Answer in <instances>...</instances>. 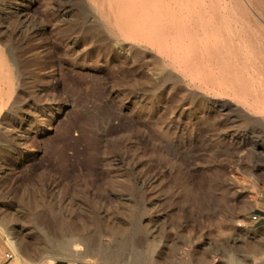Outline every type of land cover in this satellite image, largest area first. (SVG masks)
I'll return each mask as SVG.
<instances>
[{
    "label": "rangeland",
    "instance_id": "1",
    "mask_svg": "<svg viewBox=\"0 0 264 264\" xmlns=\"http://www.w3.org/2000/svg\"><path fill=\"white\" fill-rule=\"evenodd\" d=\"M124 1L0 0V264L11 249L26 264H118L83 247L45 250L56 221L97 216L153 228V264H209L264 193V111L205 88L200 26L186 69L184 38L175 50L152 33L151 7ZM172 1L180 12L190 0ZM218 1L235 37L257 45L264 75V0ZM127 208L133 217L107 216ZM119 264L139 263L128 251Z\"/></svg>",
    "mask_w": 264,
    "mask_h": 264
},
{
    "label": "bare ground",
    "instance_id": "2",
    "mask_svg": "<svg viewBox=\"0 0 264 264\" xmlns=\"http://www.w3.org/2000/svg\"><path fill=\"white\" fill-rule=\"evenodd\" d=\"M126 1H129V0H125L124 2H126ZM136 1H135V3H137ZM150 1L149 0H139L140 6H141V7L139 6V9L142 8L141 12H145L146 11L145 9L147 7L149 10L152 9V12L150 11L151 14L150 15L148 14L149 18L151 17V25H152L151 28L153 31L152 33L153 34L155 33V35H158L161 38V40L162 39L167 40L168 38H171L170 39V41H171L173 39L174 42H173L172 47H174L175 50H177V51H179V39H180V37L184 38V39H182V41L185 40V42H187V44L185 45V47H186L185 51H187V56H186L185 60H183V63H182L183 65L187 66L186 69L189 68L188 67L189 64L191 66H193V68L195 65L197 66V64H196V62H197L196 61V57H197L196 52H198L197 51V49H198L197 48V39H198V33H199V26L202 29L203 46H202V51H201V54H202L201 57L203 60L202 66H203L204 70L201 71V74L199 75L200 76L199 80L206 85V86L205 85L204 86L207 90L218 89V90H221L222 93L226 94V95L228 94V92H230L233 95V97H235L237 99V100L235 99V101L239 102L244 107V109H245V107H247L248 109H250L251 111H253L256 114L258 112H260V109H262L261 111H264V75H263L261 69H259V63L257 62V60H258L257 56L258 55H256V53H255V50H257V49H254V45L256 47H257V45L256 44L253 45L251 43L252 41L250 40L252 38L248 39L245 36V34H244L245 38H240V37L236 38L235 37L234 34H235L236 29H233L231 27L230 22H228V21L224 22V19H223L224 17L220 14L221 9H226L225 5L222 6L220 1L217 2V0H211L210 4H208V5L205 3L206 2L205 0H190L191 1V3L189 1L190 4L188 3V1L185 4H183L181 9H183V7H184V9L186 10V13L181 14V9H179V8L178 9L180 10V12L178 10H176V8H174L172 10L169 9V0H167V1L166 0H150ZM173 1H172V3L175 2V1L174 2ZM176 1H178V0H176ZM131 2H132V0H131ZM122 3H123V1L119 4H122ZM198 3L201 4L200 7H199ZM230 3H232V2H230ZM113 4L115 5V3H113ZM127 4L128 3H126V5H125L126 8H127ZM133 4H131V5L134 6L135 4L134 5ZM175 4H176V2H175ZM181 4H182V2L180 3V5ZM114 5H112V6H114ZM121 6L123 7L124 5H121ZM137 6H138V4H137ZM137 6H135V7H137ZM176 6H179V5H176ZM117 7H119V6H117ZM135 7H134V10L136 9ZM150 7H151V9H150ZM179 7H181V6H179ZM126 8H125V10L127 11L128 8L127 9ZM128 10L130 11V9H128ZM114 11H116V10H114ZM139 11H137V12H139ZM131 12H132V10H131ZM124 14H125V12L123 13V15ZM134 14H137V13H134ZM201 14H203V16ZM119 15H121V14H119ZM129 15H130V13H129ZM164 16L169 17L170 21L168 22L167 19L165 20ZM196 17H199V18L196 19ZM246 17H248V16H246ZM118 18H120V17H118ZM135 18H137V16ZM125 19L126 18H124V20ZM130 19H129V21H130ZM118 20L121 21V19H118ZM247 20H249V19L247 18ZM139 24H141V23H139ZM142 24H143V22H142ZM263 24H264V22H263ZM125 25H127V24H125ZM134 25H135V23H134ZM136 25H138V24H136ZM129 26H130V22H129ZM261 26L264 27V25H261ZM125 28H126V26H125ZM127 28H129V27H127ZM135 29H136V27H135ZM146 29H148V28L146 27ZM137 30L139 32V29H137ZM133 31H134V28H133ZM121 32L124 33L123 31H120L118 33H121ZM244 33H246V32L244 31ZM262 34L264 36V30H262ZM168 35H172V37L168 36ZM126 36H128V35H126ZM129 37H131V36H129ZM260 37H262V36H260ZM132 39L133 38H131V41H132ZM257 39H258V37H257ZM236 42H237V44H236ZM149 43H150V41H149ZM182 43H184V42H182ZM254 43H256V42H254ZM148 44H146V45H148ZM127 46H129V45H127ZM165 46H167V45H165ZM149 47H151V46H149ZM185 47H184V49H185ZM259 47H258V49H259ZM162 48H164V47H162ZM160 49H161V47H160ZM165 50L168 51V49H166V48H165ZM158 51L160 52V50H158ZM169 54H170V51H169L168 55ZM259 54H260V50H259ZM261 55H263V54H261ZM263 56H262V60H263ZM179 57H181V56H179ZM168 58H170V57H168ZM173 60H175L174 62H172L174 64H176V63L179 64V62L181 63V61H182L181 59L179 61V58L177 56ZM200 60H201V58H200ZM263 64H264V62H263ZM171 65H173V64H170L169 66H171ZM170 68H172V67H170ZM178 68H175V66H174V70L175 69L178 70ZM193 68H190V69H193ZM190 69L187 70L188 73H189ZM193 71L197 72L198 70L193 69ZM182 72H184V71H182ZM198 72L200 73V71H198ZM195 77H197V76L195 75ZM199 85H200V83H199ZM202 88H203V86H202ZM206 89L204 90V93H205ZM210 93H211V91H210ZM218 97H220V96H218ZM237 106L238 105H236V107ZM18 202L21 205L24 204L23 203L24 201L20 200ZM118 214H121L122 218H123V216L131 218L134 216V211L131 208L123 209L122 211L121 210L120 211H118V210L107 211V216L109 218L115 217ZM105 235L110 236V238L112 239V244L108 247L103 246V243L101 242V238ZM153 238H155L153 235V228L150 229L149 226H145V225L133 226L130 223H124V224L121 223L118 226H116V225L110 226L107 223V221L100 220V219H98V216H97L94 219H92L89 226H86V224H84V223L81 224L80 226H78L76 224H66L62 221H56V223L54 225L53 234L51 236L47 237L45 240V250L48 252L50 250L57 248L60 251H68L69 249H72V248H75L77 250V249H80L83 247L84 250H83L82 255H81L83 257L91 256V257H102V258L108 259V260L113 259V260L117 261L118 264L122 261L123 255H125V253L129 251V252H131V255H133V257L138 261L139 264H149V263L153 264L152 262H150V261L155 259V249L156 248H155V245L153 243ZM25 248H26V245H25ZM10 264H26V262L22 256H19L16 254L14 256V259L12 260V262ZM38 264H50V263H41V261H40Z\"/></svg>",
    "mask_w": 264,
    "mask_h": 264
},
{
    "label": "crops",
    "instance_id": "3",
    "mask_svg": "<svg viewBox=\"0 0 264 264\" xmlns=\"http://www.w3.org/2000/svg\"><path fill=\"white\" fill-rule=\"evenodd\" d=\"M256 214V222L239 225L241 230L233 238L234 245L227 239L225 247L211 248L209 264H264V193L259 197L251 215ZM235 241V242H234ZM53 264H97L72 262L58 259Z\"/></svg>",
    "mask_w": 264,
    "mask_h": 264
},
{
    "label": "built area",
    "instance_id": "4",
    "mask_svg": "<svg viewBox=\"0 0 264 264\" xmlns=\"http://www.w3.org/2000/svg\"><path fill=\"white\" fill-rule=\"evenodd\" d=\"M258 220V216L256 214L252 215L250 217V221L251 222H256ZM14 258V252L13 250L11 249V251H9L8 253L5 254V260H4V263L10 261L11 259Z\"/></svg>",
    "mask_w": 264,
    "mask_h": 264
}]
</instances>
